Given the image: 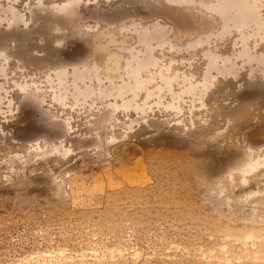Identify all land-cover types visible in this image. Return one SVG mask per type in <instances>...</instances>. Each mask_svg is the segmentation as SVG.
Instances as JSON below:
<instances>
[{
    "label": "rangeland",
    "instance_id": "rangeland-1",
    "mask_svg": "<svg viewBox=\"0 0 264 264\" xmlns=\"http://www.w3.org/2000/svg\"><path fill=\"white\" fill-rule=\"evenodd\" d=\"M72 1L4 0L24 22L0 25V264H264V74L205 76L210 53L240 62L239 33L181 0L52 10ZM154 27L165 42L130 109L62 94L56 70L73 65L133 80L126 58ZM247 45L264 56V39Z\"/></svg>",
    "mask_w": 264,
    "mask_h": 264
},
{
    "label": "bare ground",
    "instance_id": "bare-ground-1",
    "mask_svg": "<svg viewBox=\"0 0 264 264\" xmlns=\"http://www.w3.org/2000/svg\"><path fill=\"white\" fill-rule=\"evenodd\" d=\"M181 1L186 3H196L202 5L204 8L206 7L209 13L215 15L216 18L221 21L220 34L226 35L231 32V30H236L244 45L238 52L239 63L236 60L231 59H226L222 62L219 61L217 56L211 53L208 54L210 61L205 74L206 79L213 78L214 73L234 77L238 74L241 65H258L259 70L264 74V56H255L247 45L249 39H264V15H262L261 12V0H217L207 4L203 3L206 0ZM15 4L16 3L12 2L5 4L4 0H0V25H5L7 30L8 28L15 30L24 22V15ZM76 5L77 1L74 0L60 6H54L52 10L56 12L58 11L57 13L63 15V17H70L74 12V9L76 10ZM160 28L154 27L153 29H148L139 34V41L143 47V56H139L140 53L138 54L131 51L130 58H126V71L130 76V79L133 80L124 79L117 82L109 77L106 80H103L98 75L95 68H90L86 65H82L81 67L80 65H73L71 71L56 70V75L59 81L58 86L60 87L62 94L66 95L70 91L72 94H76L86 100L90 98L94 99L93 97H97L98 99H109L111 100L110 106L112 108L114 107V109H130L132 106L129 98L131 96H137L138 92L143 90L146 84L152 82V80L139 79V75L141 72L149 70L153 65L155 60L152 56L154 42L158 41L161 44L165 42L162 29ZM0 37L3 38V36ZM0 56L9 57V55L3 51L0 52ZM2 75L6 77V71H2ZM71 80L73 81L72 84H70ZM202 85L203 87L209 86L208 82H205ZM70 88L72 89L70 90ZM199 88L196 85L185 86L183 92L184 94H191L199 91ZM4 90V83L0 78V106H2L4 101L2 96ZM21 92L24 97L29 100L35 102L40 101V88H32L30 85H25L21 87ZM146 92L148 97L153 95L149 89H147Z\"/></svg>",
    "mask_w": 264,
    "mask_h": 264
}]
</instances>
